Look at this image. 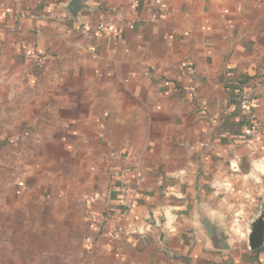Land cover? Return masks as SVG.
<instances>
[{
    "label": "crops",
    "instance_id": "crops-1",
    "mask_svg": "<svg viewBox=\"0 0 264 264\" xmlns=\"http://www.w3.org/2000/svg\"><path fill=\"white\" fill-rule=\"evenodd\" d=\"M82 3L0 0V233L11 252L264 264V246L248 245L264 135L253 153L244 144L249 128L264 132V0H170L165 13L158 0ZM246 87L252 108L239 101ZM126 186L138 197L123 219ZM203 220L226 238L212 241Z\"/></svg>",
    "mask_w": 264,
    "mask_h": 264
},
{
    "label": "built area",
    "instance_id": "built-area-1",
    "mask_svg": "<svg viewBox=\"0 0 264 264\" xmlns=\"http://www.w3.org/2000/svg\"><path fill=\"white\" fill-rule=\"evenodd\" d=\"M114 2H118L119 0H112ZM140 0H132L134 4H138ZM170 0H158L157 3V10L160 13L166 12V6L167 3ZM19 18H25L26 14L25 12L21 11L18 15ZM111 26V22L105 20L101 21L97 24V32L99 33H105L107 31V28ZM239 101L244 108H252L254 105V99H253V93L248 87L244 88L242 92L239 93ZM230 134L225 133L224 137H228ZM264 135V132H261V129L258 126H253L248 129L246 132V138L244 140V144H246L249 147V151L253 153L252 146L257 145L261 141L262 136ZM137 186V184H136ZM133 186H126L124 188H121L122 192V208H121V217L125 219L128 217V215L133 210L136 200L138 197V188ZM107 223H109V220H106ZM126 233V227L123 224H119L111 228L110 235H109V241L112 245L115 244L116 240L122 239L125 236Z\"/></svg>",
    "mask_w": 264,
    "mask_h": 264
},
{
    "label": "water",
    "instance_id": "water-1",
    "mask_svg": "<svg viewBox=\"0 0 264 264\" xmlns=\"http://www.w3.org/2000/svg\"><path fill=\"white\" fill-rule=\"evenodd\" d=\"M88 2L89 0H83L80 12L88 10ZM203 224L205 226L208 236L212 241L215 242L219 240L220 242H222V239L226 238L225 232L221 230V228L217 224L211 223L209 220H203ZM248 230V245L250 250H260L264 246V205L260 209L259 216L249 223ZM217 249L225 250L224 247L220 246Z\"/></svg>",
    "mask_w": 264,
    "mask_h": 264
},
{
    "label": "rangeland",
    "instance_id": "rangeland-1",
    "mask_svg": "<svg viewBox=\"0 0 264 264\" xmlns=\"http://www.w3.org/2000/svg\"><path fill=\"white\" fill-rule=\"evenodd\" d=\"M3 232L0 233V264H59L58 259L52 258L53 256L41 257V258L40 257L35 258L32 256L23 255V254L18 256L16 252H11V248L9 247V245L5 243L4 241L5 235ZM72 253L74 255L75 253L74 250L68 251L67 253L65 252V255H69ZM73 255L66 256L62 260L61 264H71V261H73V258H72ZM65 259L66 261H64Z\"/></svg>",
    "mask_w": 264,
    "mask_h": 264
},
{
    "label": "trees",
    "instance_id": "trees-1",
    "mask_svg": "<svg viewBox=\"0 0 264 264\" xmlns=\"http://www.w3.org/2000/svg\"><path fill=\"white\" fill-rule=\"evenodd\" d=\"M260 73H262V72H260ZM260 73H259V71H257V73L255 74V76L256 77H259L260 76ZM107 219L109 220V217H108L107 213L103 214V217L101 219V221H102L101 223L108 224L107 221H106ZM91 242L92 241H88V243L86 244V248H85V252H84L85 256L87 254H90L91 252H93V248L90 247L91 244H92Z\"/></svg>",
    "mask_w": 264,
    "mask_h": 264
}]
</instances>
